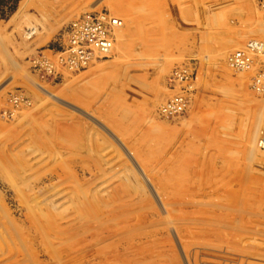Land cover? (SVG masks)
Returning <instances> with one entry per match:
<instances>
[{
    "label": "rangeland",
    "instance_id": "obj_1",
    "mask_svg": "<svg viewBox=\"0 0 264 264\" xmlns=\"http://www.w3.org/2000/svg\"><path fill=\"white\" fill-rule=\"evenodd\" d=\"M263 81L259 0H0V264H264Z\"/></svg>",
    "mask_w": 264,
    "mask_h": 264
},
{
    "label": "built area",
    "instance_id": "obj_2",
    "mask_svg": "<svg viewBox=\"0 0 264 264\" xmlns=\"http://www.w3.org/2000/svg\"><path fill=\"white\" fill-rule=\"evenodd\" d=\"M261 7L264 8V0H259ZM119 24L116 17L108 12L97 11L95 13H85L70 26L67 33V50L76 62L88 61L94 53L106 54L112 42L111 27L115 23ZM250 47V48H249ZM263 43L260 41H250L246 48L236 50L231 58V65L236 69L248 66V53L261 52ZM175 101H179L176 99ZM259 146L264 149V129L259 138Z\"/></svg>",
    "mask_w": 264,
    "mask_h": 264
},
{
    "label": "bare ground",
    "instance_id": "obj_3",
    "mask_svg": "<svg viewBox=\"0 0 264 264\" xmlns=\"http://www.w3.org/2000/svg\"><path fill=\"white\" fill-rule=\"evenodd\" d=\"M115 26L117 27L118 26V23L116 22L115 23ZM120 26V25H119ZM114 27V26H113ZM113 39V38H112ZM101 54V53H100ZM263 77V76H262ZM263 80V79H262ZM264 82V81H263ZM255 83V82H254ZM259 91V90H258ZM260 114V113H259ZM258 114V115H259ZM255 118H256V116H255ZM256 119H258V118H256ZM256 119H254V117H253V119H252V122H251V125H250V128H249V133H248V145H247V153L246 154H251L253 151H255V149H257V147H256V145H255V142L254 141H256V136H257V134H258V130H259V125H258V121L256 120ZM260 120H261V118H260ZM259 122H261V121H259ZM264 129V126L262 127V130ZM245 133V132H244ZM261 133H262V131H261ZM260 138V137H259ZM259 138H258V140H257V143H258V146H259ZM247 141V140H246ZM256 147V148H255ZM259 148V147H258ZM262 150V149H261ZM263 151V150H262ZM261 152V151H260ZM248 154V155H249Z\"/></svg>",
    "mask_w": 264,
    "mask_h": 264
}]
</instances>
